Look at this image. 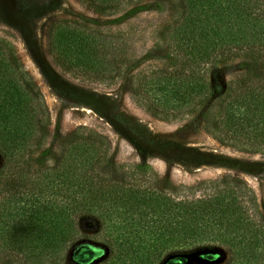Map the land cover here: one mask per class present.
Here are the masks:
<instances>
[{
	"label": "trees",
	"instance_id": "trees-1",
	"mask_svg": "<svg viewBox=\"0 0 264 264\" xmlns=\"http://www.w3.org/2000/svg\"><path fill=\"white\" fill-rule=\"evenodd\" d=\"M87 1L116 13L147 0ZM165 1V63L138 75L133 101L161 119L197 113L220 143L264 155V0ZM127 43L122 32L76 22L50 33L55 61L75 79L121 77ZM238 59L253 64L250 73L223 88L209 81ZM48 134L44 96L0 37V264H185L204 249H224L223 264H264V215L239 178L176 187L146 164L110 165L105 138L84 128L36 158ZM79 247L98 256L79 260Z\"/></svg>",
	"mask_w": 264,
	"mask_h": 264
},
{
	"label": "rangeland",
	"instance_id": "rangeland-1",
	"mask_svg": "<svg viewBox=\"0 0 264 264\" xmlns=\"http://www.w3.org/2000/svg\"><path fill=\"white\" fill-rule=\"evenodd\" d=\"M170 12L165 0H147L116 13L98 12L87 0H0V37L12 41L17 58L39 86L49 110L48 139L36 158L52 155L76 130L84 128L105 138L110 165L146 164L161 180L176 187L237 177L253 191L264 215L263 154L220 143L215 131H206L197 113L161 119L133 101L131 91L138 75L151 65L165 63V50L160 45ZM59 21L125 34L127 67L123 75L107 81L75 79L66 73L50 48L51 28ZM252 69L253 64L245 59L220 63L210 71L209 81L223 88L229 80ZM2 167L0 159V171ZM88 243L103 245L95 239ZM196 253L197 258L185 264L228 261L224 249ZM97 256L85 247L76 251V258L83 261Z\"/></svg>",
	"mask_w": 264,
	"mask_h": 264
},
{
	"label": "water",
	"instance_id": "water-1",
	"mask_svg": "<svg viewBox=\"0 0 264 264\" xmlns=\"http://www.w3.org/2000/svg\"><path fill=\"white\" fill-rule=\"evenodd\" d=\"M205 253V252H204ZM203 252H201L200 254H204ZM198 254L199 253H194V254H191L190 256H184L186 259H187V261L189 262V260H190V258H192V259H195V258H197V256H198Z\"/></svg>",
	"mask_w": 264,
	"mask_h": 264
}]
</instances>
